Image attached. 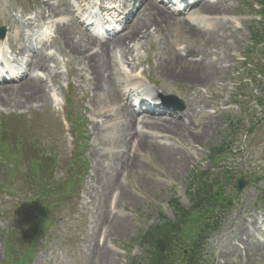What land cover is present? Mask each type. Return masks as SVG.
Wrapping results in <instances>:
<instances>
[{
    "label": "rangeland",
    "instance_id": "1",
    "mask_svg": "<svg viewBox=\"0 0 264 264\" xmlns=\"http://www.w3.org/2000/svg\"><path fill=\"white\" fill-rule=\"evenodd\" d=\"M81 1L72 0V14L47 17L46 22L36 23L33 31H29L22 23L23 18L33 16L39 0H0V14L7 6L22 21L16 27L0 24L6 30V46L11 48V44H17L19 34L23 33L38 50L41 45L38 46L33 35L49 29L50 35L44 42L48 41L49 52L55 56L50 65L62 77L61 84L49 93L47 103H34L31 108L16 111L0 109V264H130L144 255L140 241L144 233L152 225L162 223V215L167 220L174 218L172 200L177 199L185 209L190 208L192 187L197 184L191 174L193 169L207 171L215 184L219 199L215 216L220 214V200L232 202L233 206L221 230L208 240L203 259L208 264H264V221L255 226L252 220L255 215L264 216V43L254 46L253 42L254 32L261 31L264 20L257 15L255 0H222L230 8L225 16L233 27L224 49L225 74L220 84L198 89L197 99L202 98L208 104L193 118L189 134L201 131L205 123L211 126L207 131L202 130L203 136L195 145L197 155L188 157L180 149L181 157L175 159L179 164L169 165L149 151L150 155L133 160L142 168L140 172L123 174L124 193L114 188L115 193L101 202L90 199L87 189L94 166L90 156L94 136L86 93L79 87L80 83L85 84L76 73H70L69 66L58 54L63 46L71 44L67 39L77 40L96 28V25L87 26L84 6L89 3L90 11L100 13L101 0ZM159 1L161 5L165 3V0ZM169 1L166 4L173 11L176 5ZM105 5H119V0L106 1ZM172 13L167 34L162 37L165 41L159 44L161 50L155 42L141 49L143 62L139 63L138 70L145 72V79H152L147 82L153 92L162 97L176 95L187 102L195 96V90L187 93L181 77L170 80L151 69L156 64L155 52L168 54L169 47L178 44H181L178 50L187 44L197 46V41L189 39L180 26L188 12ZM158 18H163L160 12ZM53 20L60 24L77 22L81 28L70 38L65 32L67 25L52 41L57 27ZM32 55L28 51L16 61L21 64L24 58L25 63ZM74 62L79 63V59L75 58ZM247 62L251 66L245 69ZM14 84L7 81L2 85ZM160 103L159 108L168 115L184 114L162 105L161 98ZM148 105L146 102L141 108L146 110ZM255 124L257 130L250 131ZM225 143L229 144L230 151L215 156L213 150ZM181 144L176 143L179 147ZM186 148L190 149L191 145L186 144ZM240 178L249 182L241 192L235 185ZM152 182L159 187L147 185ZM117 191L121 195L118 199ZM244 217L251 225L247 226L254 241L263 242L260 247L252 245L247 252L234 249V246L243 247L240 239H244L243 244L252 240L246 235H237L239 221ZM190 218L187 232L194 238L196 213Z\"/></svg>",
    "mask_w": 264,
    "mask_h": 264
},
{
    "label": "bare ground",
    "instance_id": "2",
    "mask_svg": "<svg viewBox=\"0 0 264 264\" xmlns=\"http://www.w3.org/2000/svg\"><path fill=\"white\" fill-rule=\"evenodd\" d=\"M134 1L123 0L121 10L116 7L109 9L102 4L99 6L108 16H111L112 11V14L118 11L120 15L126 16L127 22L121 31L109 35L104 41L97 40L100 39L98 35L85 33L86 36L77 40L67 39L71 44H66L58 52L61 60L69 66L70 73H76L85 84L84 86L80 83L79 87L86 93L91 115V132L94 136L90 149L94 166L87 189L90 191L89 198L99 202L106 201L117 188L124 193L125 188L121 184L123 174L126 171L135 174L142 169L133 162L135 158L152 153L169 165H178L175 159L181 157L180 149L187 152L188 157L197 155L195 145L199 144L197 141L203 136L202 130L207 131L211 126L210 123H205L201 131L195 135L189 134L193 118L202 113L203 106L208 104L202 98L197 99L200 95L198 89L219 85L220 78L225 74L224 49L228 46V33L233 27L231 21H226L225 14L230 8L222 0H192L185 10L195 12H191L180 26L189 39L197 41V46L191 47V44H187L186 48L178 50L181 48V44H178L173 48L169 47L168 54L155 52L156 64L151 69L170 80L181 77L187 93L193 89L195 96L186 102V111L178 117L164 113V109L158 113L157 106L161 96L151 90L144 79L145 72L138 70L139 63L143 62L140 50L154 42L161 50L159 44L165 41L162 37L167 34L173 13L166 2L161 5L159 0H143L139 6L134 5L135 13L129 14L128 6ZM70 6V0H39V7L30 19L24 17L22 22L19 16L14 15L13 10L6 9L0 22L9 27L19 26L22 22L29 31H33V26L46 22L47 17L72 14ZM158 12L163 16L162 19L158 18ZM53 22L57 27L52 41L67 25L65 32L70 38L81 28L77 22ZM49 34V29H46L33 35L38 46L41 45L38 50L28 42L23 33L19 34L17 44H11L16 58L25 56L28 51L33 52L31 61L25 62L28 70H22L21 76L17 77H13L14 68L7 65V50L0 43V61L5 63L0 64V67L8 69L10 80L15 82L11 86L2 85L7 80L0 79V109L16 111L31 108L34 103L45 104L50 100L49 93L61 84L60 72L53 71V66L50 65L55 56L49 52L48 41H43ZM75 58L79 59V63L74 62ZM13 62L17 63L15 69L24 65V62ZM138 96L140 103L135 102L132 105L130 99L134 102ZM145 101L152 102L154 108L150 106L146 110L136 111L137 108L134 107L143 106L142 102ZM177 142L182 143L180 147L176 145ZM186 144H190L191 148L187 149ZM147 185L158 186L155 182ZM120 196L118 192L116 198ZM252 220L256 226L263 223L264 216L255 215ZM247 225L251 227L244 217L239 221L237 235H246L252 240L243 244L244 239H240L243 247L234 246L236 251H251L252 245L260 247L263 244L262 241H254L252 231Z\"/></svg>",
    "mask_w": 264,
    "mask_h": 264
},
{
    "label": "trees",
    "instance_id": "3",
    "mask_svg": "<svg viewBox=\"0 0 264 264\" xmlns=\"http://www.w3.org/2000/svg\"><path fill=\"white\" fill-rule=\"evenodd\" d=\"M257 4L263 16L264 0H257ZM259 32H254L256 44L264 40ZM227 148L229 144L225 143L217 150H213L216 153L215 156ZM210 177L208 173L194 176L197 184L192 187V211L186 210L177 200H174L175 219L167 220L163 217L162 223L153 226L142 236L145 256L141 261H132L131 264H205L203 252L206 241L212 232L219 229L226 215L224 211L228 207L223 204L220 206L223 213L217 216L213 214L219 199L216 190L214 191L215 184L210 181ZM220 204H222L221 201ZM193 212L196 213L194 238L187 232ZM189 237L190 240H188ZM189 242H191L190 245Z\"/></svg>",
    "mask_w": 264,
    "mask_h": 264
},
{
    "label": "water",
    "instance_id": "4",
    "mask_svg": "<svg viewBox=\"0 0 264 264\" xmlns=\"http://www.w3.org/2000/svg\"><path fill=\"white\" fill-rule=\"evenodd\" d=\"M170 99L174 100L179 106H177L178 109L183 110L185 108L184 103L181 100H178L176 97L171 96ZM241 188V185H240Z\"/></svg>",
    "mask_w": 264,
    "mask_h": 264
}]
</instances>
